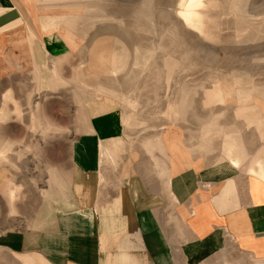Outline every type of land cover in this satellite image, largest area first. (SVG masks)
<instances>
[{"label":"crops","instance_id":"crops-1","mask_svg":"<svg viewBox=\"0 0 264 264\" xmlns=\"http://www.w3.org/2000/svg\"><path fill=\"white\" fill-rule=\"evenodd\" d=\"M71 1L0 0V82L33 65L37 53L52 59L73 50L77 41L68 26L76 14L52 10ZM90 5L102 15L100 6ZM114 45L119 54L95 61L109 62L110 74H128L132 62L140 64L139 50L134 55L124 43ZM86 76L76 70L74 84L100 90ZM240 87H221L232 92L218 108L182 113L185 119L151 129L138 142L123 141L120 110L112 102L87 106L88 125L71 144L58 204L30 228L2 232L0 246L18 257L17 264H209L231 242L264 264V90L254 88L241 106L234 91ZM6 101L18 116L9 90L2 107ZM251 106L258 110L241 111ZM106 145L107 157L101 151ZM9 150L11 141L1 140L0 158ZM2 191L12 208L15 186L5 181Z\"/></svg>","mask_w":264,"mask_h":264},{"label":"rangeland","instance_id":"rangeland-1","mask_svg":"<svg viewBox=\"0 0 264 264\" xmlns=\"http://www.w3.org/2000/svg\"><path fill=\"white\" fill-rule=\"evenodd\" d=\"M184 1L74 0L67 8L61 2L52 9L76 14L68 26L77 41L73 50L52 59L37 53L33 65L0 82V108L6 112L0 142L11 141V150L0 158V236L30 228L58 204L71 144L88 125L87 106L112 102L120 110L123 141L138 142L151 129L185 119L182 113L218 108L222 96L232 92L221 87L244 86L234 88L241 106L251 101L254 88L264 90V0H238L237 10L233 0H203L188 23L180 14ZM90 4L100 6L102 15H95ZM116 43H124L127 52L133 48L134 55L137 48L141 55L128 74H110L109 62L95 61L99 55L119 54ZM80 69L100 90L74 84V72ZM54 78L55 84H49ZM7 90L18 103V116L11 102L2 107ZM257 110L241 109L246 114ZM106 147L101 151L107 157ZM8 180L17 191L12 208L2 191ZM17 261L0 246V264ZM209 264L256 262L226 242Z\"/></svg>","mask_w":264,"mask_h":264},{"label":"bare ground","instance_id":"bare-ground-1","mask_svg":"<svg viewBox=\"0 0 264 264\" xmlns=\"http://www.w3.org/2000/svg\"><path fill=\"white\" fill-rule=\"evenodd\" d=\"M203 0H185L183 10L180 13L182 20L188 23L189 20L194 16L195 9L202 4ZM238 93V92H237ZM232 145V144H231ZM124 177V175H123Z\"/></svg>","mask_w":264,"mask_h":264}]
</instances>
